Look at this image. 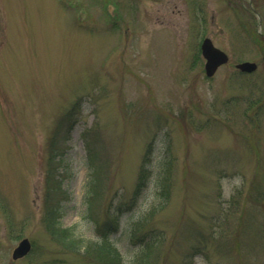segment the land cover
<instances>
[{
    "label": "rangeland",
    "instance_id": "1",
    "mask_svg": "<svg viewBox=\"0 0 264 264\" xmlns=\"http://www.w3.org/2000/svg\"><path fill=\"white\" fill-rule=\"evenodd\" d=\"M56 211L81 245L117 218L123 264H264V0H0V264H99Z\"/></svg>",
    "mask_w": 264,
    "mask_h": 264
},
{
    "label": "trees",
    "instance_id": "2",
    "mask_svg": "<svg viewBox=\"0 0 264 264\" xmlns=\"http://www.w3.org/2000/svg\"><path fill=\"white\" fill-rule=\"evenodd\" d=\"M146 160V158H145ZM148 170L144 165L140 167L138 183L136 185L135 193L132 195V201L135 202L141 196L142 190L147 186L148 182ZM168 178L165 177V174L161 177V179L156 184L159 187V197L163 200V205L166 201L169 200L170 191L166 189ZM161 184V185H160ZM161 188V191H160ZM92 203L90 205V208ZM55 216L47 217L46 226L53 233L56 242L64 249L69 251H76L80 247L84 246L85 252H89L95 254V257L99 259V264H123L125 262L123 255L119 251L116 246L114 240L111 237V229L118 230L119 229V221L116 218L112 219V223L108 226L104 225L102 228L98 229L99 240L96 242H90V244L81 245V240L74 237L71 229L69 228H60L58 213L54 212ZM53 214V213H52ZM147 217L141 222H136L130 228L131 238L136 241L140 240V232L141 228L145 227V222ZM153 239L149 236L148 240H145L142 243V250L137 255L133 264H149L148 257L151 255V247H152ZM145 247V248H143Z\"/></svg>",
    "mask_w": 264,
    "mask_h": 264
},
{
    "label": "water",
    "instance_id": "3",
    "mask_svg": "<svg viewBox=\"0 0 264 264\" xmlns=\"http://www.w3.org/2000/svg\"><path fill=\"white\" fill-rule=\"evenodd\" d=\"M203 56L206 58L205 71L208 77H212L218 68L229 60L228 55L221 49L214 46L210 38H205L201 45ZM237 68L244 72H253L257 69L254 62H243ZM32 249V244L28 238L22 239L13 251V259L25 257Z\"/></svg>",
    "mask_w": 264,
    "mask_h": 264
}]
</instances>
